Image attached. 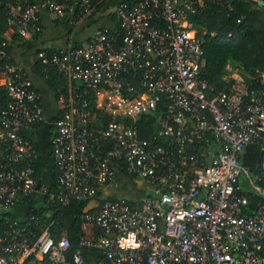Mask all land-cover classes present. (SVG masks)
<instances>
[{
    "label": "built area",
    "instance_id": "2783aa9c",
    "mask_svg": "<svg viewBox=\"0 0 264 264\" xmlns=\"http://www.w3.org/2000/svg\"><path fill=\"white\" fill-rule=\"evenodd\" d=\"M5 5L8 23L18 25L22 37L30 36L41 7L54 16L91 10L88 0ZM193 12L185 0L120 3L121 38L97 28L81 47L50 56L68 83L50 138L59 199L96 196L121 165L151 194L106 200L87 213L94 237H80L71 257L68 237L55 239L34 216L2 217L0 264H264V204L244 213L241 193L246 184L264 198V69L234 76L230 91L208 96V83L199 76L203 39L194 34ZM38 55L47 60L44 51ZM0 75L10 98L0 114L2 213L15 212L19 197L45 193L48 186L37 181L29 163L22 165L38 155L21 131L44 121L40 95L17 66L2 64ZM81 84L93 89L96 107L112 117L103 134L113 145L104 153L91 145L97 137L89 129ZM162 97L170 101V116L154 139L168 138L169 148L140 139L116 119L154 112ZM248 145L259 151L255 170L239 159ZM81 247L100 252L86 259Z\"/></svg>",
    "mask_w": 264,
    "mask_h": 264
},
{
    "label": "trees",
    "instance_id": "16d2710c",
    "mask_svg": "<svg viewBox=\"0 0 264 264\" xmlns=\"http://www.w3.org/2000/svg\"><path fill=\"white\" fill-rule=\"evenodd\" d=\"M7 1L14 0H1L0 2V66L7 62L18 67V64L12 56V50L15 46L27 49L35 48L33 57L34 75L39 77L44 82L45 86L52 92L57 106V118L61 115L62 103L60 101V96L63 95L65 98L68 96V83L59 72L58 66L50 61V56L54 53L62 54L69 48L81 47L93 33L84 41L70 42L64 51L48 48L44 45L37 47L44 29L39 19V13L37 19L30 24V36L22 37L18 32V25H11L8 23L5 5ZM88 1L91 7L88 13H83L77 8L72 12L66 11L63 15L54 18V24L61 25L65 29L66 36L69 37L73 35L75 30L80 27L82 21L93 17L104 6L106 0ZM138 1L140 0H121L117 6L120 3H126L128 6H131ZM185 1L190 2L194 7V12L189 14L194 25V34L203 39L204 54L199 76L208 83V96L211 97L219 92L230 91L234 80L231 77H225L228 72V66L236 68L244 76H255L257 72L264 69V0H262V4L259 0ZM20 2L22 4H27L36 1L20 0ZM108 15L115 26L111 28L100 25L95 29H104L107 32L116 34L118 38H121L120 20L116 13V8L114 11L109 12ZM41 51H44L47 60H44L38 55ZM19 70L29 77V73L25 68H19ZM1 78L0 75V114L6 109L10 100L7 91L1 84ZM128 81L135 85V82L132 80L128 79ZM32 87L40 95L39 89L34 87L33 82ZM80 88L82 93L81 102H87V110L90 115L89 129L93 132L94 136L97 137V141L92 142L91 145L95 153H104L113 145V141L103 134L108 123L112 120V117L96 107V97L93 89L83 84L80 85ZM82 90H86L87 92L84 94ZM40 101L41 103L43 101L41 96ZM169 107L170 101L166 97H162L154 112L140 114L135 118L118 116L116 119L125 127L135 128L140 139L152 140L153 144H161L165 148H169L170 142L168 138L165 137L160 140L154 139L159 131L162 120L170 116ZM43 124L44 121L33 124L31 127L21 131L24 139L33 145L38 152L37 157L23 160L22 165L29 163L34 170V177L39 183H45L48 189L45 193H32L19 197L16 203V210L24 206V212L20 215L16 214V211L2 212L0 213V220H3L2 217H7L19 221L23 216L28 220L31 216H34L37 224L43 227L49 226L50 233L55 239L63 234L68 237L71 246L67 251V256L71 257L78 249L80 237H94L93 223L87 221L85 215L89 212H96L99 206L106 200L124 197L113 195L108 198H101L100 192L107 189L106 187L99 190L96 196L92 198L80 200L70 199L68 202L63 203L59 199L60 186L57 181L58 169L51 156L50 138L54 131L53 124L50 125L48 129V140L50 144L48 155L44 156L40 148L36 146L29 137L31 130L41 128ZM173 125L175 126V124ZM239 159L241 161V156H239ZM258 159L259 157H257V162H255L253 167L249 166L251 170L257 168ZM47 170L52 171V182L44 178V173ZM117 173L127 176L131 181L137 179L141 182H145L129 174L125 170L124 165L120 166V171ZM113 183H115V180ZM129 185L130 183L126 186ZM145 188L143 194H140L138 197L134 199H125L127 201L139 200L141 197L149 193L151 194V189L146 186ZM249 191L250 187L244 184L241 193L246 196ZM253 210L254 209L245 206L244 213H252ZM97 252L99 253L100 251L92 248H80L81 255L86 259H93Z\"/></svg>",
    "mask_w": 264,
    "mask_h": 264
},
{
    "label": "crops",
    "instance_id": "0c3cea01",
    "mask_svg": "<svg viewBox=\"0 0 264 264\" xmlns=\"http://www.w3.org/2000/svg\"><path fill=\"white\" fill-rule=\"evenodd\" d=\"M35 1L40 2V0ZM120 1L121 0H106L104 6L93 17L89 18L88 20L82 21L80 27L76 29L74 34L70 35L69 37L66 36L65 29L61 25L54 24L53 20L56 16L52 15L45 8L41 7L39 11V19L44 29L41 36V40L39 44H37V47L44 45L48 48L64 51L70 42L86 40L94 32V29L100 25L113 28L115 24L110 19L108 14L109 12L114 11ZM34 49L35 48L27 49L15 46L12 50V56L18 64V67L25 68V70L29 73V77L34 84V87H37L39 89L40 96L43 99V111L45 114L44 124L41 128L31 130L29 137L31 141L40 148L41 153L46 156L48 155V151L50 150V144L48 140V129L49 126L53 124L56 118L57 106L52 92L45 86L44 82L39 77H36L34 75ZM227 70L233 72L232 75H225V77L227 78L243 75L239 70L233 68L232 66H228ZM251 147H254L257 150V157H259V151L256 146L248 145L245 147V149ZM242 155L243 153H241V156ZM44 178L47 181L52 182V171H45ZM118 182L128 184L131 183V180L127 176H124L121 173H117L115 176V183ZM246 198V206H248L249 208L255 209L257 206L264 204V198H262L260 195H258L251 189L247 193ZM19 210L20 209L16 210V214L18 215H20Z\"/></svg>",
    "mask_w": 264,
    "mask_h": 264
},
{
    "label": "rangeland",
    "instance_id": "374dc122",
    "mask_svg": "<svg viewBox=\"0 0 264 264\" xmlns=\"http://www.w3.org/2000/svg\"><path fill=\"white\" fill-rule=\"evenodd\" d=\"M232 71L227 72V76L232 75ZM245 149V148H244ZM242 150L243 155L241 156V162L246 164L248 167H253L255 162H257V150L254 147ZM123 182L112 183L107 187V189L100 192L101 198H108L109 196L124 197L126 199H134L146 189V183L140 180L131 181L129 186H126ZM143 196V195H141ZM25 207L22 206L19 210V214L24 212Z\"/></svg>",
    "mask_w": 264,
    "mask_h": 264
},
{
    "label": "water",
    "instance_id": "95a60500",
    "mask_svg": "<svg viewBox=\"0 0 264 264\" xmlns=\"http://www.w3.org/2000/svg\"><path fill=\"white\" fill-rule=\"evenodd\" d=\"M259 2H260V3H263V1H262V0H259Z\"/></svg>",
    "mask_w": 264,
    "mask_h": 264
}]
</instances>
